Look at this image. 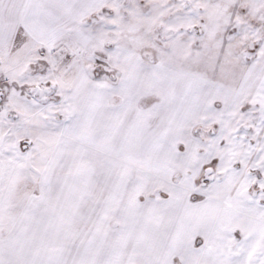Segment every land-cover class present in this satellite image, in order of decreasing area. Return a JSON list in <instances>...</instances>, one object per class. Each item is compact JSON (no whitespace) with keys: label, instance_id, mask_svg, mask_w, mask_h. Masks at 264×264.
I'll return each instance as SVG.
<instances>
[{"label":"snow or ice","instance_id":"snow-or-ice-1","mask_svg":"<svg viewBox=\"0 0 264 264\" xmlns=\"http://www.w3.org/2000/svg\"><path fill=\"white\" fill-rule=\"evenodd\" d=\"M0 264H264V0H0Z\"/></svg>","mask_w":264,"mask_h":264}]
</instances>
